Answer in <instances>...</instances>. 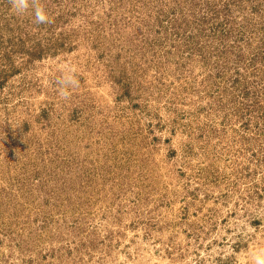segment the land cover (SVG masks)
I'll list each match as a JSON object with an SVG mask.
<instances>
[{
    "label": "rangeland",
    "instance_id": "rangeland-1",
    "mask_svg": "<svg viewBox=\"0 0 264 264\" xmlns=\"http://www.w3.org/2000/svg\"><path fill=\"white\" fill-rule=\"evenodd\" d=\"M38 1L65 16L37 36L54 48L0 75V264H251L264 72L241 76L250 97L222 84L232 53L217 75L166 40L181 26L170 1ZM66 68L78 87L64 100Z\"/></svg>",
    "mask_w": 264,
    "mask_h": 264
},
{
    "label": "trees",
    "instance_id": "trees-1",
    "mask_svg": "<svg viewBox=\"0 0 264 264\" xmlns=\"http://www.w3.org/2000/svg\"><path fill=\"white\" fill-rule=\"evenodd\" d=\"M67 1L68 3L72 1L75 4L76 0ZM163 1H170L175 6L178 13L175 16L180 20L179 24L181 23V26H176L170 35L166 34V40H170L174 44L180 43L184 48H188L187 56L190 58L195 56L194 51H196L201 58L210 62L211 65L214 62L216 67L213 68L217 75L222 73L218 72V64L226 62L225 58L227 57L225 56L232 53L231 78L226 80L222 77L220 82L223 84L228 81L231 90H238L241 94L237 93L238 96L250 97L252 94H250L248 86L240 87V78L243 73L256 75L257 71L264 72L263 64H258L259 61L264 60V0ZM11 3L12 0H0V60L3 61L0 62L2 66L0 75L4 74V77L17 71L12 65V56L17 53L19 56L27 55L37 58L54 48L56 46L54 41L50 44L43 43L45 33L43 36L41 34V38L37 36L43 27L54 32V29L51 30L52 24L59 23L65 16L62 10L57 15L48 17L47 23L37 24L34 19V9L36 7L42 8L38 0H27L28 8L21 15L13 14ZM71 7L68 5L64 8L69 10ZM174 14L171 16L170 13H167L166 16L171 19ZM32 24L38 28L36 32L35 29L31 30ZM252 41H257L255 50L253 49L246 54L241 51V46L245 45L248 48L249 45L253 44ZM248 55L250 56L247 58ZM259 65L262 67L258 68ZM252 82L256 88H262L264 85H260L261 81L254 80ZM230 102L233 105L237 104L234 99H231Z\"/></svg>",
    "mask_w": 264,
    "mask_h": 264
},
{
    "label": "clouds",
    "instance_id": "clouds-1",
    "mask_svg": "<svg viewBox=\"0 0 264 264\" xmlns=\"http://www.w3.org/2000/svg\"><path fill=\"white\" fill-rule=\"evenodd\" d=\"M28 8L27 0H12L11 10L15 15H21ZM35 23L43 24L48 22V15L41 7L34 9ZM57 92L60 98L67 100L71 95V90L78 87V81L75 78L74 70L66 68L57 78ZM251 264H264V248H257L249 254Z\"/></svg>",
    "mask_w": 264,
    "mask_h": 264
}]
</instances>
